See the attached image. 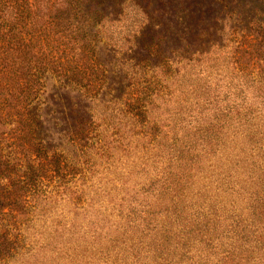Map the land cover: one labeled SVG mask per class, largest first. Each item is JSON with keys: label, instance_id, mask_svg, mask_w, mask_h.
<instances>
[{"label": "rangeland", "instance_id": "obj_1", "mask_svg": "<svg viewBox=\"0 0 264 264\" xmlns=\"http://www.w3.org/2000/svg\"><path fill=\"white\" fill-rule=\"evenodd\" d=\"M153 1L146 13L134 0H125L121 13L107 10L99 25L67 33V61L62 64L69 79L53 70L43 80V108H49L40 111L45 128L41 137H12L15 124L0 125V154L22 167L15 173L27 176L30 159L34 166L39 161L35 155L40 147L50 155L55 146L82 161L61 131L65 123L52 100L74 102L78 91L87 93L80 103L89 107L100 132L98 145L87 152L91 170L72 187L86 191L89 205L75 204L67 189L49 178L34 188L35 195L24 193L28 189L22 183L11 184L15 198L9 204L18 214L11 229L25 240L18 256L0 264H124L114 260V253L131 244L114 228L125 231V214V223L140 224L144 215L132 207L156 206L164 161L184 141L188 151L200 156L194 174L201 185L189 189L204 192L205 202L223 200L227 208L239 198L235 190L248 189L238 205L249 212L248 198L257 188L243 178H255L264 165V0H203L207 13L201 19L196 12L185 18L194 5L179 4L182 0ZM151 17L154 37L161 40L160 59L144 65L135 52H144L137 39ZM95 59L102 67L93 64ZM91 90L98 92L96 97ZM135 103L142 104L143 114H136ZM219 169L226 172L225 179L218 176ZM186 199L187 204L197 201ZM98 204L106 211L100 221L93 220ZM163 208L152 209L149 228L156 226ZM221 233L227 243L228 228ZM98 234V240L110 238L102 249L94 239Z\"/></svg>", "mask_w": 264, "mask_h": 264}, {"label": "trees", "instance_id": "obj_2", "mask_svg": "<svg viewBox=\"0 0 264 264\" xmlns=\"http://www.w3.org/2000/svg\"><path fill=\"white\" fill-rule=\"evenodd\" d=\"M124 1L0 0V125L15 124L10 130L12 137H41L45 133L40 111L48 109L49 106L43 108L47 99L44 101L41 87L46 75L52 74L53 70L61 71L56 73L68 81L69 77L64 73L62 64V61H67V36L77 32L84 25H99L107 10H111L112 15L121 13ZM134 1L146 13H150L146 8L154 2ZM215 1L223 3L227 0ZM181 3L188 7L194 5L193 10L184 15L185 18L196 12L201 19L207 13L203 8V0H182L179 4ZM149 20L150 23L137 39L144 52H135L139 56L137 61H143L144 65L152 59H160L158 49L161 40L154 37L155 31L151 26L155 22L154 18ZM59 55H63V58ZM93 62L102 67L97 59ZM87 85L88 83H85V87ZM89 93L93 97L98 94L92 90ZM85 94L87 93L78 91L74 102L62 98H59L58 102L52 100L53 107L61 110V118L65 123L61 131L68 135L71 146L80 152L82 161L70 159L68 155L56 151L55 146L50 155L40 147L35 155L39 161L34 166L35 160L30 159L31 164H28L27 169H31V175L27 176L25 173H15L14 171L17 172V169L22 167L19 164L12 165L11 161L0 154V263H6L18 256L19 243L22 244L25 240L11 229L18 221L16 209L9 204L13 201L12 197L15 198L11 184L16 187L18 183H22L28 189L24 193L35 195L34 188L41 185L45 178H49L50 183L67 189L75 204L89 205L85 199L86 191L82 187L72 188L76 187L80 179L86 178L91 170L90 155L87 152L98 145L99 141L95 139L100 137L89 107L80 103ZM61 102H66L67 106L60 105ZM141 105H132L136 114H143ZM193 152L188 151L186 141L178 143L175 154L164 161L161 181L156 190V206L146 203L139 204L141 209L132 207L134 212L144 215L138 218L140 224L130 226L125 223L129 222L126 220L128 215L125 214V231H120V226H115V231L120 232V236H125L127 244L131 245L126 248L125 244L123 248L115 251L114 260L123 261L124 264L130 259L135 261L131 264H264V165L255 178H243L247 179L244 181H250L251 187L257 188L248 198L252 204L247 213L239 207L238 201L248 189L235 190L239 198L232 199L228 208L227 203L223 204V200L205 202L202 197L204 192L196 189L197 192L193 193L192 187L189 189L191 185L200 184L194 174L200 156ZM251 166L248 165L249 168ZM217 173L221 179H225L226 172L219 169ZM227 184L235 187L231 181ZM222 193L225 194L226 189ZM193 197L197 201L185 203L186 198ZM158 206L164 207L161 216L159 220L154 221L156 226L149 228V222L146 220L153 215L152 209ZM89 207L92 209L93 206ZM132 209L127 207L126 211ZM105 214V209L98 204L93 220H103ZM97 223L99 222L95 225ZM102 228L100 226V229ZM226 228L231 237L226 238L228 241L224 243L220 234ZM99 235H94V239L96 245L102 249V244L110 241V238L106 240L104 236L101 241L98 240ZM113 237V240L117 239L116 236Z\"/></svg>", "mask_w": 264, "mask_h": 264}]
</instances>
